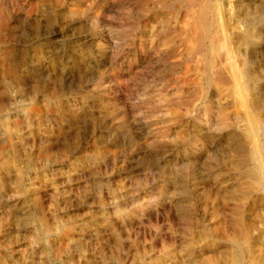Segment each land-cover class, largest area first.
Segmentation results:
<instances>
[{"label":"rangeland","instance_id":"rangeland-1","mask_svg":"<svg viewBox=\"0 0 264 264\" xmlns=\"http://www.w3.org/2000/svg\"><path fill=\"white\" fill-rule=\"evenodd\" d=\"M33 1L39 15L28 21L16 0H0L11 20L0 39V264H233L224 236L233 232L243 183L228 150L233 130L216 127L210 92L169 95L184 71L142 57V46L156 49L155 16L175 17L177 27L178 6L174 14L156 6L144 15L131 0H111L110 23L96 21V8L77 27L78 35L112 31L107 49L86 55L72 49L65 1L61 8L58 0ZM57 26L65 38L45 44ZM90 57L105 61L104 73L72 65Z\"/></svg>","mask_w":264,"mask_h":264},{"label":"bare ground","instance_id":"bare-ground-1","mask_svg":"<svg viewBox=\"0 0 264 264\" xmlns=\"http://www.w3.org/2000/svg\"><path fill=\"white\" fill-rule=\"evenodd\" d=\"M124 1L126 0H117V2L120 3H123ZM132 1L136 6L138 5L144 15L156 9V6L168 8L171 11V14H174L175 10H177L176 6H178V8L181 10L179 16L181 19V23L177 27L174 26L175 17L167 16L165 19L160 20V18L155 16L156 20L159 22V26L158 28H154L155 26H152L154 24H151V26L153 27L151 29L152 36L156 40V44L153 47L156 49L154 52H147L145 51L146 47L142 46V49L140 48L143 54L142 57L144 56L143 60L145 62H149V58L152 59V55H155L157 56V58L159 57L165 61H171V64H173V72L180 70L179 73H181L184 71L181 76L177 79L178 81L180 80V83L176 86V88L172 90V95H169L181 98L183 96L197 94L200 95L199 98L201 99L205 96V93L210 92V94L208 93L209 96L206 100L212 99V106H216V110L218 111L216 113V127H218L220 130H233V132L231 131L232 133H230L231 140L230 144L228 145V150L235 159V164L236 167H238L239 169V175L243 178V183L241 186L237 187L235 192L236 207L235 211L232 210L235 212L234 223L232 225L233 232L231 236L230 234H226L224 238L225 241H231L233 244V264H264V0H131V2ZM57 2L60 4V8L61 3H64L63 5L65 10L63 14L65 17V23L63 25L67 28V31L69 33L70 31L73 33L74 42H72V49L76 50V52L81 51L85 54L88 53L90 55H94L96 52H103L105 49H107L106 47L109 45V41L111 40L109 39V37H112L111 29H107L103 26L96 27L95 29L93 28L94 30L88 31L80 35L77 34L78 32H76V30L79 29L77 27L82 24L84 19L85 21L87 19H94L95 15L93 17L92 15L93 12H96V8L101 11V16H95L96 21L98 22L100 17L101 21L103 22V25L110 23V19L107 18L106 14L109 12L108 10L110 7L111 0H61V3L60 0H58ZM14 3L13 4L15 6L18 5L19 7L22 6V8L27 9V18L29 17L28 21H30V18H32L33 16L37 17V14L39 15L38 12L40 10V6H38L33 0H16V2ZM2 4L4 5V2ZM2 6H0V39L4 37L3 35L7 31L9 22L11 21L8 16L7 8H4ZM60 16L62 17L61 13ZM22 20L24 21V19ZM185 20H189V23L186 24ZM37 21H39V19ZM84 27L86 29V26ZM88 27L89 26H87V30ZM107 27L109 28V26ZM24 29L26 28L24 27ZM63 31L64 30H62L61 27H55L51 32H49L50 34L47 36V38L44 39L46 42L45 44L48 45L49 43L50 45V42L53 41L54 43V40H56L55 42H58L57 39L63 36ZM71 34L69 35L71 36ZM125 40L127 39L125 38ZM111 45L113 46V44ZM161 48L165 50L160 52L159 49ZM118 49L119 47H117L116 45L115 51H117ZM71 53L74 52L71 51ZM117 53L118 52H115V54ZM9 55H11V51L4 52L3 54H1L2 62H5ZM259 59H261L260 63ZM81 63L82 64L78 62H73L72 65L76 67H81V65H83V67L86 68L89 72H93L104 69L106 64L103 59H93L92 57L85 59L83 58V62ZM9 74L12 75L11 72ZM122 79L123 78H121L120 80ZM165 99L167 98L165 97ZM206 102H203V111L207 115L213 114L214 108L212 106L209 107ZM229 105H231L230 107L234 105V107L236 106L237 108L239 106L241 109H243L244 116L240 114L241 111L239 113L237 112V108H235L236 111H234L233 115H229L224 108V106ZM8 115L9 114H7V116ZM212 122L214 121L212 120ZM7 147L9 148V146ZM43 150L45 149L43 148ZM12 170L13 169H11V171ZM222 176L224 175L222 174ZM240 183L241 182H239V184ZM230 186H232L231 183ZM16 198L18 197L16 196ZM230 237L232 238L231 240ZM40 251L42 252L41 248ZM221 253L223 254V252Z\"/></svg>","mask_w":264,"mask_h":264}]
</instances>
